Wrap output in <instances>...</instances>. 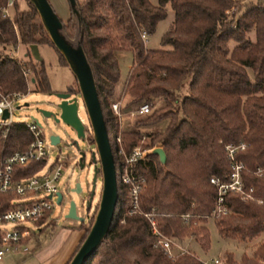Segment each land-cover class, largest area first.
<instances>
[{
  "label": "trees",
  "instance_id": "trees-1",
  "mask_svg": "<svg viewBox=\"0 0 264 264\" xmlns=\"http://www.w3.org/2000/svg\"><path fill=\"white\" fill-rule=\"evenodd\" d=\"M7 1L0 0V92H25L28 80L35 89L48 90L43 61L31 59L29 46L53 44L29 0H24L27 7L21 9L18 0L8 5ZM241 1L76 0L79 44L96 87L117 187L107 232L85 264H200L193 253L167 257L150 233L147 219L127 211V187L119 179V157L111 137L119 135L127 151L138 142L140 133L120 130L110 108L119 81L115 54L119 49L129 50L132 56L122 88L129 99L126 108L142 100L160 103L136 120L144 127L161 123L145 133L151 134L145 145L160 146L165 153V161L160 163L149 152L148 169L139 167L144 175L140 208H153L162 234L179 242L191 238L206 250L209 231L205 223L215 198L209 177L225 178L230 165L224 146L232 144L237 146L234 159L243 165V187L251 188L252 199L225 193L226 212L213 217L217 234L236 240L264 234V0ZM166 4L173 11L172 25L161 35V46L149 48L141 33L154 31L166 15ZM68 22L73 26L71 17ZM17 44L26 45L31 57L26 52V59L11 55L8 50ZM28 71L32 72L29 79ZM30 138L23 123L13 121L6 138H0V150L23 149ZM240 144L242 148H238ZM41 162L22 167V175L33 172ZM183 213L189 214L187 221L180 215ZM224 263L264 264V236L238 260L225 252Z\"/></svg>",
  "mask_w": 264,
  "mask_h": 264
},
{
  "label": "rangeland",
  "instance_id": "rangeland-1",
  "mask_svg": "<svg viewBox=\"0 0 264 264\" xmlns=\"http://www.w3.org/2000/svg\"><path fill=\"white\" fill-rule=\"evenodd\" d=\"M52 10L57 15V17L62 21L61 32L65 36L68 42H71L73 46L78 44L79 39V22L76 13H71L70 3L68 0H47ZM152 2H156V0H151ZM247 0H242L241 2H245ZM254 1V0H252ZM18 8H26V1L18 0L17 1ZM76 7V4H75ZM166 7V15L164 18L158 20L154 31L151 34L145 35L144 43L147 47H160V37L163 32L172 25L173 21V11L169 8L168 4ZM237 7V4L234 5V9ZM71 17V22L73 26L68 22V18ZM67 25V26H66ZM66 26V27H63ZM248 35L253 38V32L250 31ZM231 46V42L229 43ZM8 52L16 58H24L26 59V55L24 52L29 54V49L26 45L17 44L13 48H10ZM37 53L39 58L43 61V68L46 75V80L49 85L48 90H40L35 89L33 84L28 80L26 85V90L23 92V96L19 98L15 105H19V107H15L13 109L12 119L15 121H24L28 122L35 118L39 124L41 125L42 131L44 135L48 136L51 133L57 134L60 138L59 142L56 146L52 147L48 156V160L52 156L58 152L59 154L66 155L67 158L63 163V168L60 175V180L57 182L58 190L62 194V200L59 203L53 202V205L49 211L51 220L42 225L41 231H38L37 226H35L30 221H25V225L34 229V233L30 236L27 242H30L34 236L39 235V239L43 238L44 232L46 228H50L52 225L57 228L60 225H68L72 229H76L80 232V236L78 238L77 244L75 245L74 250L77 248L81 240L83 239L86 231L88 230L91 221L93 219V215L97 208L100 189H101V174L98 171L96 173V178L94 182V191L90 198V204L87 206L85 200L88 191L91 188V177L93 173V160H92V152H94V159L96 162V166H99L98 155L95 149V144L93 139L91 138V129L89 127V122L87 118V114L84 108V105L79 97L78 92H75L77 95V116L82 120L84 124V136L76 137L75 131L72 127L65 124L62 121H55L52 115L45 116L40 111L39 108H45L51 111H54V103L56 99L52 94L54 91H69L70 89H78L77 82L72 74L70 68L67 65V62L58 54V52L54 49V47L50 43H41L37 46ZM118 60L119 67V80L122 82L116 83L114 85V92L111 95V101L115 99H119L121 101V108L126 109V105L128 102V96L123 93V81L127 76V72L129 66L132 62V56L129 50L127 49H119L115 51ZM30 55V54H29ZM32 55V54H31ZM30 55V57H31ZM32 60H38L36 58L31 57ZM249 75L251 76V70L247 68ZM32 75V72H27V78L29 79ZM20 91V90H19ZM71 92V91H70ZM72 93V92H71ZM154 100V99H153ZM24 102L27 104L24 105ZM139 102H134L129 104L127 109H131L137 106ZM160 103L156 101H152V104L149 105L150 110L152 111L154 108L158 107ZM150 111V112H151ZM147 115V114H146ZM143 116H130L124 115L120 120L121 130H135L140 133V139L144 140V143L147 141L146 137H142L141 134L148 133L150 130H154L153 127L162 126L161 123H156L148 126H142L136 124V120L140 119ZM118 125L119 119L118 117ZM138 127H141L139 131ZM72 140H76V144L72 143ZM138 140V141H139ZM112 147L114 149V139L111 137ZM157 146V145H154ZM81 150L83 152V166L79 167L77 163H75L77 156L79 155L78 151ZM116 170L118 172V161L116 157ZM78 181L80 184L79 192H71L69 188H71L74 182ZM71 196L75 201L76 213L84 217L83 221H78L70 218H65L64 213L67 208V200L68 197ZM246 199V198H245ZM247 199H252V197H247ZM127 203V200L126 202ZM87 214V218H86ZM218 215L212 216L211 213L209 218L206 221V226L209 231V246L206 250H203L197 242L192 240L191 238H187L180 242V245L186 249L188 253H193L199 259L208 260L210 258L217 257L220 260V264H225V252H231L233 254V259L238 260L239 255L242 252H246L249 254L253 249L255 243L263 238L264 234H260L259 236L246 239V240H236L228 237H220L217 234L216 227L213 222V217H217ZM9 223H5V226H9ZM73 250V251H74Z\"/></svg>",
  "mask_w": 264,
  "mask_h": 264
},
{
  "label": "built area",
  "instance_id": "built-area-1",
  "mask_svg": "<svg viewBox=\"0 0 264 264\" xmlns=\"http://www.w3.org/2000/svg\"><path fill=\"white\" fill-rule=\"evenodd\" d=\"M11 1L8 0L7 5ZM3 12H6L5 8ZM141 37L144 39L145 34L141 33ZM22 96L23 92L21 91L0 92V138L2 140L6 138L8 126L15 121L11 116L13 109L17 107L15 102ZM149 105L148 101L142 100L136 107L124 109L121 108L119 99L110 102L111 111L119 120L124 115L143 116L149 114L151 111ZM4 111L7 112L6 117L2 116ZM19 122H22L30 133L29 142L20 150H13L9 153H3L0 150V260L9 252L18 249L26 250V242L35 231L25 225V221L32 222L39 229L51 220L49 211L53 202H56L59 191L57 182L60 180L63 163L67 158L66 155L56 152L48 160L50 150L56 144L51 143L48 136L44 135L41 125L35 118L28 122ZM120 123L121 120L119 121L121 130ZM83 129L85 131V128ZM140 129L141 127H138V130L142 131ZM141 136L147 138L145 143L150 142L151 134L142 132ZM143 143L144 140L140 139L126 151L121 144L119 135L114 137V150L119 157V179L127 187V211L140 213L147 219L150 233L156 237V244L160 246L167 257L173 258L178 253L187 252L186 249L180 245L179 241L162 234L157 229L153 208L142 210L139 206V190L144 183V175L139 171V167L143 170L148 169V153L154 147V145L146 146ZM224 147L230 170L224 179H220L218 176L209 177V182L215 187L214 204L210 212L212 216L226 212L224 195L229 191L238 193L242 198L251 197V188L245 190L243 187L240 175L243 165L234 159L237 146L226 144ZM242 147L243 144L238 146V148ZM36 160H41V165L33 172L22 175V167ZM248 173L253 174L254 172ZM180 215L185 221L189 219L188 213ZM5 223L10 225L5 226ZM199 260L200 264L220 263L217 257Z\"/></svg>",
  "mask_w": 264,
  "mask_h": 264
},
{
  "label": "water",
  "instance_id": "water-1",
  "mask_svg": "<svg viewBox=\"0 0 264 264\" xmlns=\"http://www.w3.org/2000/svg\"><path fill=\"white\" fill-rule=\"evenodd\" d=\"M35 8L41 24L47 33L50 41L56 50L62 55L67 62L72 74L74 75L79 97L84 105L89 127L91 129V138L94 141L95 149L98 155L99 166H96L94 159V152H92L93 160V173L91 177V188L89 191V199L94 191V182L96 173L99 171L101 174V189L98 199L97 208L93 215L91 224L86 232L85 236L79 243L76 250L73 252L66 264H85L86 259L92 254L95 248L98 246L102 238L107 232L108 226L112 219L114 206L117 198V187L115 177V167L113 161V155L110 148L109 139L106 132V127L101 111V106L97 97L96 87L94 84L92 72L89 63L85 57L81 45L73 46L68 43L65 36L60 32L62 28V21L52 10V7L47 0H29ZM70 3L71 13H76L75 7L76 0H68ZM78 18V16H77ZM30 52L34 58L41 60L37 53V45L32 44L29 46ZM56 99L54 103V111L39 108V111L45 115H52L55 121H62L65 124L72 127L75 131L76 137L84 136V124L77 116V95L70 91H54L52 93ZM27 103L24 102V105ZM19 107V105H17ZM7 112H3V117H6ZM49 141L53 144L59 142V136L51 133L48 135ZM76 144V140H72L69 144ZM151 152L158 156L160 163L165 161V153L160 146H154ZM78 166H83V152L78 151ZM81 189L78 181L74 183V187L70 188L71 192H79ZM62 200V194L57 192L56 202L59 203ZM65 218H70L78 221L84 219L83 216L76 213L75 201L73 198L67 200V208L64 213Z\"/></svg>",
  "mask_w": 264,
  "mask_h": 264
},
{
  "label": "crops",
  "instance_id": "crops-1",
  "mask_svg": "<svg viewBox=\"0 0 264 264\" xmlns=\"http://www.w3.org/2000/svg\"><path fill=\"white\" fill-rule=\"evenodd\" d=\"M120 82L122 81L119 80L118 83ZM39 230L41 231L40 227ZM79 236V231L66 224L57 228L52 225L46 228L43 238L34 236L30 242H26V250L18 249L7 253L0 264H66L76 250L74 248Z\"/></svg>",
  "mask_w": 264,
  "mask_h": 264
},
{
  "label": "flooded vegetation",
  "instance_id": "flooded-vegetation-1",
  "mask_svg": "<svg viewBox=\"0 0 264 264\" xmlns=\"http://www.w3.org/2000/svg\"><path fill=\"white\" fill-rule=\"evenodd\" d=\"M60 140V139H59ZM79 156V155H78ZM78 156H77V159H76V163L78 164ZM82 161H83V163H84V160L82 159ZM75 183V182H74ZM74 187V184H73V186L71 187V188H73ZM70 189V188H69ZM90 191V190H89ZM89 191H88V193H87V198H86V200H85V202H86V204H87V206L90 204V199H89ZM93 194V193H92ZM72 197L71 196H69L68 197V200L69 199H71ZM88 216H87V214H86V218H87ZM84 220V219H83ZM82 220V221H83ZM81 222V221H80Z\"/></svg>",
  "mask_w": 264,
  "mask_h": 264
},
{
  "label": "bare ground",
  "instance_id": "bare-ground-1",
  "mask_svg": "<svg viewBox=\"0 0 264 264\" xmlns=\"http://www.w3.org/2000/svg\"><path fill=\"white\" fill-rule=\"evenodd\" d=\"M60 32H61V30H60ZM68 43L72 44L71 42H68Z\"/></svg>",
  "mask_w": 264,
  "mask_h": 264
}]
</instances>
